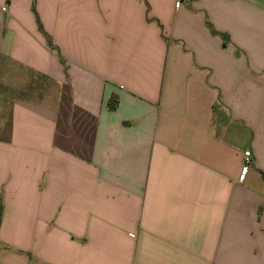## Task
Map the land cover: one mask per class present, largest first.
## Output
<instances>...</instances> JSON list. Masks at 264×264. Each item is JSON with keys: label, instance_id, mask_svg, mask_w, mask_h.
Returning a JSON list of instances; mask_svg holds the SVG:
<instances>
[{"label": "crops", "instance_id": "1", "mask_svg": "<svg viewBox=\"0 0 264 264\" xmlns=\"http://www.w3.org/2000/svg\"><path fill=\"white\" fill-rule=\"evenodd\" d=\"M0 61V264H264V0H0Z\"/></svg>", "mask_w": 264, "mask_h": 264}, {"label": "rangeland", "instance_id": "2", "mask_svg": "<svg viewBox=\"0 0 264 264\" xmlns=\"http://www.w3.org/2000/svg\"><path fill=\"white\" fill-rule=\"evenodd\" d=\"M1 63V61H0ZM8 68H6V67ZM0 139L7 138L9 135L10 124L12 119V108L14 101L17 98H22L23 96H28V84H19L18 77L24 75L25 77L30 76L26 74L25 71L15 69L16 81L13 80L12 71L13 67L11 65H0ZM26 82V81H25ZM29 81H27L28 83ZM43 83V82H42Z\"/></svg>", "mask_w": 264, "mask_h": 264}, {"label": "built area", "instance_id": "3", "mask_svg": "<svg viewBox=\"0 0 264 264\" xmlns=\"http://www.w3.org/2000/svg\"><path fill=\"white\" fill-rule=\"evenodd\" d=\"M251 164V153L250 151L245 152V162H244V168H243V174L246 172L247 168Z\"/></svg>", "mask_w": 264, "mask_h": 264}, {"label": "trees", "instance_id": "4", "mask_svg": "<svg viewBox=\"0 0 264 264\" xmlns=\"http://www.w3.org/2000/svg\"><path fill=\"white\" fill-rule=\"evenodd\" d=\"M114 106H112L113 108ZM2 214H3V204H2V198H1V194H0V225L2 222Z\"/></svg>", "mask_w": 264, "mask_h": 264}]
</instances>
